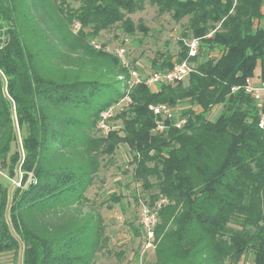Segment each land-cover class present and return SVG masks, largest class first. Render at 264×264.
<instances>
[{"label": "trees", "instance_id": "obj_1", "mask_svg": "<svg viewBox=\"0 0 264 264\" xmlns=\"http://www.w3.org/2000/svg\"><path fill=\"white\" fill-rule=\"evenodd\" d=\"M145 2L176 20L187 18L195 56L188 47L174 61L152 65L155 72L188 61L186 85L130 87L129 70L102 45L97 57L123 80L70 77L49 65L57 53L94 54L90 43L115 25L125 34L141 32L128 16ZM263 3L80 0L72 8L67 0H0V264H94L108 238L86 192L101 157L121 145L134 180L158 191L146 203L160 196L169 202L159 211L147 264H264V132L258 126L264 106L258 109L243 90L257 67L264 83ZM126 95L130 104L111 119H120L122 128L97 136L99 114ZM156 105L180 106L185 124L178 129L168 121L166 130L153 133L149 107ZM217 106V115L207 118ZM110 198L119 201V195Z\"/></svg>", "mask_w": 264, "mask_h": 264}, {"label": "rangeland", "instance_id": "obj_2", "mask_svg": "<svg viewBox=\"0 0 264 264\" xmlns=\"http://www.w3.org/2000/svg\"><path fill=\"white\" fill-rule=\"evenodd\" d=\"M67 4L77 8L80 0H67ZM262 13L264 14V3ZM128 18L142 31L125 34L119 25H115L109 31L101 32L95 41L90 43L94 54L88 55L78 51L70 54L57 53L49 61V65L61 68L70 77L73 76L72 74H80L85 79L98 81L123 80V76L111 62L103 57H97L98 49L95 51V46L100 48L102 45V49L105 48V51L112 55L124 49V59L129 66V72L135 73L136 78L144 80L153 72V64L160 65L164 59L170 57L174 61L177 54L188 48L192 41L185 31L187 18L176 20L171 13L160 12L155 5L148 2L144 3L141 11L129 15ZM260 26L264 28V19L261 20ZM45 27L42 23L38 25V28L42 29V34L47 33ZM44 43L47 46V44L51 45L52 41L50 39ZM130 80L132 83V76ZM186 80L184 85L187 83ZM251 80L254 83L260 82L258 67L254 70ZM157 87H152L151 90H156ZM169 108L175 120L179 119L180 106ZM219 110V106L211 108L206 114L207 118L213 119ZM119 111L117 110L115 114H119ZM112 124L116 130L122 128L120 119ZM94 131L99 136V132L96 129ZM127 151V148L121 145L113 156H102L100 170L93 186L86 192L87 198L93 203L92 207L97 208L102 217L104 234L108 238L105 249L97 254L94 264H117L120 261L129 262L128 264H147L152 258L151 249L142 253L145 239L139 225L138 214L141 205L149 202V195H155L158 191L152 187L146 190L140 182L134 180L133 166L129 164ZM150 182L154 184L155 179L151 178ZM111 194L119 195V201L113 202V198H110ZM84 212H89V209ZM133 228L137 229L136 234L132 233ZM118 253L123 254V260L117 258ZM239 264H252V262L246 259Z\"/></svg>", "mask_w": 264, "mask_h": 264}, {"label": "built area", "instance_id": "obj_3", "mask_svg": "<svg viewBox=\"0 0 264 264\" xmlns=\"http://www.w3.org/2000/svg\"><path fill=\"white\" fill-rule=\"evenodd\" d=\"M197 41L192 40L189 44V51L188 56L194 57L197 50ZM96 49H99L98 46H95ZM124 49H120L116 51V56L119 59L121 65L127 69H129V66L127 65V62L125 61L124 56ZM192 72V66L188 61H183L179 64H174L172 68L164 70V71H155L152 72L146 79L140 80L139 78H136V74L133 73L130 75L133 78V81L130 85L134 86L141 82H144V84L149 87L150 89L152 87H157L160 85H168V84H175L178 82H182L185 79L188 78L189 74ZM238 88H233L232 92L237 91ZM243 90L246 94L250 95V97L255 102L258 109H262L264 106V83H254L251 79H247L245 82V85L243 87ZM126 104H130V99L126 95L124 98L118 102L117 104H114L104 111H102L99 114L97 123H96V130L99 132L100 135L106 136L109 132H111L115 127L112 124V117L115 115L117 110H121L122 107ZM149 110L151 111L152 115L156 119L155 121V127L153 129V133H161L164 130L167 129L169 124H167L168 121L175 127V128H181L185 124V119H176L172 115V110L167 107L166 105H156V106H150ZM259 128L264 132V114H262L260 121H259ZM169 202L167 199L163 197H159L152 205L143 203L141 205L139 214H138V220L139 225L143 234V237L145 239V245L142 253H145L147 250L151 249L154 251L155 244H154V230L156 225L158 224V214L161 208H163L165 205H167Z\"/></svg>", "mask_w": 264, "mask_h": 264}]
</instances>
